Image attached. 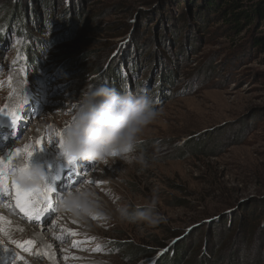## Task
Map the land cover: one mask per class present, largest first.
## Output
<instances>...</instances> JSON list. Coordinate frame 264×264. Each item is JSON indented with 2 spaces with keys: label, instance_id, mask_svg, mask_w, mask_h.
Returning <instances> with one entry per match:
<instances>
[{
  "label": "rangeland",
  "instance_id": "obj_1",
  "mask_svg": "<svg viewBox=\"0 0 264 264\" xmlns=\"http://www.w3.org/2000/svg\"><path fill=\"white\" fill-rule=\"evenodd\" d=\"M17 1L23 21L7 16ZM214 1L0 0V109L18 104L21 117L13 126L0 113V157L33 145L29 164L58 192L71 181L93 193L90 213L58 205L47 223L25 222L48 240L49 264H264V52L253 45L264 27L229 28ZM101 84L154 100L160 115L138 145L146 166L70 163L56 139L80 94ZM153 189L158 224L117 218L118 204H144ZM1 229L7 252L30 239ZM17 250L30 261L1 251V264H45Z\"/></svg>",
  "mask_w": 264,
  "mask_h": 264
},
{
  "label": "clouds",
  "instance_id": "obj_2",
  "mask_svg": "<svg viewBox=\"0 0 264 264\" xmlns=\"http://www.w3.org/2000/svg\"><path fill=\"white\" fill-rule=\"evenodd\" d=\"M154 104L143 89L129 93L103 84L90 86L80 94L63 129L64 153L67 157L99 163L119 158L127 164L146 166L138 145L145 129L160 115ZM17 176L21 183L31 186L43 183L46 174L41 167L29 164ZM92 200L93 193L81 186L65 193L59 206L61 210L87 214L92 209ZM157 204L158 189H153L152 197L144 204H118L115 212L121 222L151 227L163 219Z\"/></svg>",
  "mask_w": 264,
  "mask_h": 264
},
{
  "label": "snow or ice",
  "instance_id": "obj_3",
  "mask_svg": "<svg viewBox=\"0 0 264 264\" xmlns=\"http://www.w3.org/2000/svg\"><path fill=\"white\" fill-rule=\"evenodd\" d=\"M131 93V92H129ZM20 105H7L5 108L0 109V113H5L10 117L13 126L21 119L18 115V108ZM56 139H58L60 145H63V131L56 132ZM43 143V139L37 140L36 144L40 145ZM34 151L33 145H25L23 149L17 148L11 151L7 158L0 157V196H7L9 194V181L11 182V190L13 192V198L15 205L19 208L20 212L33 223L41 222L42 217L46 213H49L50 209H54L55 213L58 211V205L63 199L64 194L69 192V188L74 187L69 182L68 186L64 191H57V188L44 179L43 183H35L31 186L25 185L18 179L17 173L25 170L29 165V158L32 156ZM25 157L27 159L25 160ZM75 156H68L69 162L75 161ZM95 182V181H93ZM53 196L56 197L55 203L53 202ZM95 218V217H93ZM0 222L4 224L10 223L6 221L3 216H0ZM44 223H47L45 220ZM3 230V229H0ZM94 239V238H93ZM12 244L16 245L17 248L24 250H31V247L35 244L34 240L18 241L12 240ZM5 252L8 251L7 247L0 244ZM100 246L98 245L95 251H99ZM39 255V253H37ZM67 258V257H66ZM12 259H23L19 253L12 250Z\"/></svg>",
  "mask_w": 264,
  "mask_h": 264
},
{
  "label": "trees",
  "instance_id": "obj_4",
  "mask_svg": "<svg viewBox=\"0 0 264 264\" xmlns=\"http://www.w3.org/2000/svg\"><path fill=\"white\" fill-rule=\"evenodd\" d=\"M16 0H14L15 2ZM43 1V0H41ZM211 1L213 4L214 0H206ZM220 3L219 7L215 9L218 12L217 16L221 20H227L229 28H234L235 31H239L241 28L252 25L255 26L258 24L259 26L264 27V0H248L251 4L246 9H241L242 0H218ZM5 8L8 9L7 16H13L14 20H24V6L19 2H15V4H9ZM227 16V17H226ZM253 45L260 51L264 52V30L262 33L254 38ZM30 49H28V52ZM129 251V250H127ZM131 251V250H130ZM143 251V250H142ZM183 251V249H182ZM181 251V254H182ZM147 253V252H146ZM139 254V253H138ZM140 256L145 255L144 252L139 254ZM178 254H176L177 256ZM183 257V256H182ZM172 259L166 258V255L161 257L158 264H170Z\"/></svg>",
  "mask_w": 264,
  "mask_h": 264
},
{
  "label": "bare ground",
  "instance_id": "obj_5",
  "mask_svg": "<svg viewBox=\"0 0 264 264\" xmlns=\"http://www.w3.org/2000/svg\"><path fill=\"white\" fill-rule=\"evenodd\" d=\"M32 160V159H31ZM43 163H45V166L44 167H46L47 166V164L48 163H50V162H46V161H42ZM30 164L31 165H37V166H40L36 161H31L30 162ZM47 182H49V181H47ZM54 186V185H53ZM10 191H12L11 190V182L9 181V192ZM3 196H0V199L2 198ZM6 199V198H5ZM3 205V204H2ZM3 207V206H2ZM1 207V201H0V208H2ZM3 209V208H2ZM1 209V210H2ZM11 214H13L14 216H16L17 218H19V220L20 221H18V220H13L12 218H11ZM1 216H3L4 218H5V220L6 221H10V223H7V224H4L3 222H0V229L1 228H3L4 226H8L10 229V231H12V232H16V233H20V232H22V231H24V232H27V233H30V239L31 240H34L35 241V244H34V247H32V252H33V254L36 256V257H38L40 260H42L45 264H49L50 262H52L51 260H53L52 258H51V253L49 252V249H48V240H45V239H43L42 237H40V236H38V234H37V231L35 230V229H31L25 222L26 221H29L24 215H21L20 213H19V211L16 209V208H14L13 206H7L5 209H3L2 210V214H1ZM95 216V215H94ZM43 218V217H42ZM43 220H45V218H43L42 220H41V222H36V224H41L42 222H43ZM72 220V219H71ZM61 221H62V219H61ZM67 221V220H66ZM68 222V221H67ZM70 222V221H69ZM52 223V222H51ZM55 223V222H54ZM30 226H31V224H29ZM35 225V224H34ZM38 225V226H39ZM59 225V224H58ZM54 225H50L49 227H48V232H51V234H50V236L51 235H53L54 233H53V231H52V229L54 228L53 227ZM65 226V225H64ZM36 228V227H35ZM46 228V226H44V229ZM58 228H59V226H58ZM70 228V227H69ZM72 229V228H71ZM60 230V229H59ZM6 231H8V230H6ZM61 231H62V234H63V229H61ZM46 232V231H45ZM23 233V232H22ZM8 234H9V232H8ZM11 234V233H10ZM21 234V233H20ZM19 235V234H18ZM6 236V235H5ZM54 236V235H53ZM3 237V236H2ZM12 237V236H11ZM55 237V236H54ZM7 238V237H6ZM10 238V237H9ZM59 240V237H55V240H54V242H57ZM1 244V243H0ZM3 244V246L4 247H8V246H10V245H6L5 244V242H3L2 243ZM35 249H38V252L37 251H35ZM4 252V256H3V261H6V259L8 258V257H12V253H10V252H5L4 250H3V248L2 247H0V252ZM15 252H17V253H19V251L17 250V248L14 250ZM37 253H39V255L37 254ZM19 255H21V253H19ZM32 256V255H31ZM30 260H29V258H26V257H24L22 260H21V262H29ZM50 261V262H49ZM20 262V261H19ZM49 262V263H48ZM26 263H24V264H26ZM0 264H1V261H0ZM12 264V263H11ZM19 264H21V263H19Z\"/></svg>",
  "mask_w": 264,
  "mask_h": 264
}]
</instances>
